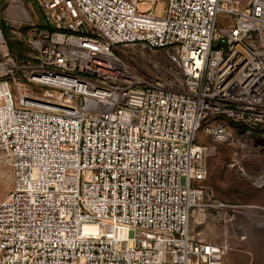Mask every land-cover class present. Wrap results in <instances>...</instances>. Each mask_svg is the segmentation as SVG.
<instances>
[{
  "label": "built area",
  "instance_id": "2783aa9c",
  "mask_svg": "<svg viewBox=\"0 0 264 264\" xmlns=\"http://www.w3.org/2000/svg\"><path fill=\"white\" fill-rule=\"evenodd\" d=\"M39 2L22 56L0 19V264H224L191 218L218 145L264 152V0Z\"/></svg>",
  "mask_w": 264,
  "mask_h": 264
},
{
  "label": "rangeland",
  "instance_id": "374dc122",
  "mask_svg": "<svg viewBox=\"0 0 264 264\" xmlns=\"http://www.w3.org/2000/svg\"><path fill=\"white\" fill-rule=\"evenodd\" d=\"M39 0H2L0 19L8 28V40L22 53L29 48L21 41L22 31L40 23ZM202 141L211 139L201 136ZM241 151L229 144L217 146L206 160L207 173L197 183L204 189V207L191 218V231L205 241L227 248L224 264H264V152L251 161H240ZM244 164L252 175L237 170ZM13 186L8 158L0 159V201ZM219 203L229 205L218 208Z\"/></svg>",
  "mask_w": 264,
  "mask_h": 264
},
{
  "label": "trees",
  "instance_id": "16d2710c",
  "mask_svg": "<svg viewBox=\"0 0 264 264\" xmlns=\"http://www.w3.org/2000/svg\"><path fill=\"white\" fill-rule=\"evenodd\" d=\"M1 26H2V28H3V30H4V32H5V34H6V36H8V28H7V26H6L5 21H2V22H1ZM9 46H10L11 50L18 52V54H19L20 56L23 55V53H22V51H21L20 49H16V47H15V45L13 44L12 41H9Z\"/></svg>",
  "mask_w": 264,
  "mask_h": 264
}]
</instances>
